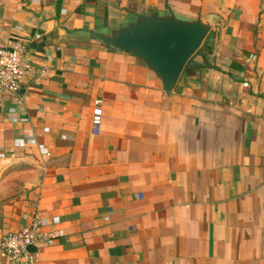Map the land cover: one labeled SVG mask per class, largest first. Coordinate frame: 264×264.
I'll return each mask as SVG.
<instances>
[{"label":"crops","instance_id":"crops-1","mask_svg":"<svg viewBox=\"0 0 264 264\" xmlns=\"http://www.w3.org/2000/svg\"><path fill=\"white\" fill-rule=\"evenodd\" d=\"M151 10L213 22L210 52L191 57L170 96L141 60L92 38ZM0 28L48 68L23 87L24 121L0 102V242L38 209L62 237L35 264H264L258 0H0ZM40 130L37 146H21ZM0 264L13 263L0 251Z\"/></svg>","mask_w":264,"mask_h":264},{"label":"built area","instance_id":"built-area-1","mask_svg":"<svg viewBox=\"0 0 264 264\" xmlns=\"http://www.w3.org/2000/svg\"><path fill=\"white\" fill-rule=\"evenodd\" d=\"M46 28V26H44ZM13 31H20V26H14ZM4 30L0 28V102L12 101L17 118L12 122L24 121L25 107L22 90L26 83L31 82L36 76L39 78L37 84H42L48 76V68L34 69L26 59L27 46L22 40L13 39L4 42ZM251 63L256 62L255 55L248 57ZM254 67V66H253ZM74 66H68L69 71H74ZM254 73L245 74L242 86L247 88L249 83L256 80ZM102 104L101 99L95 100L92 108L91 126L92 134L99 135L102 128ZM47 130H40L36 134L25 132L19 139L21 146H37V136L43 135ZM39 154L49 159L53 158L54 152L47 147H39ZM21 226L8 232L0 242V251L13 264H35L38 250L42 247H51L57 244L62 237L58 219L52 214L34 209L28 215H22Z\"/></svg>","mask_w":264,"mask_h":264},{"label":"water","instance_id":"water-1","mask_svg":"<svg viewBox=\"0 0 264 264\" xmlns=\"http://www.w3.org/2000/svg\"><path fill=\"white\" fill-rule=\"evenodd\" d=\"M210 18L182 19L156 10L132 16L118 26L93 33L110 52L138 58L170 96L186 63L212 27Z\"/></svg>","mask_w":264,"mask_h":264},{"label":"trees","instance_id":"trees-1","mask_svg":"<svg viewBox=\"0 0 264 264\" xmlns=\"http://www.w3.org/2000/svg\"><path fill=\"white\" fill-rule=\"evenodd\" d=\"M209 39H210V33H209V34L207 35V37L204 39V41L202 42L200 48L197 50V52H196L194 55H196L198 52H200V50H201L202 48H204V47L207 48V52H210V47L208 48V41H209ZM191 59H192V58H190V59L188 60V62H190Z\"/></svg>","mask_w":264,"mask_h":264},{"label":"rangeland","instance_id":"rangeland-1","mask_svg":"<svg viewBox=\"0 0 264 264\" xmlns=\"http://www.w3.org/2000/svg\"><path fill=\"white\" fill-rule=\"evenodd\" d=\"M259 1V9L262 14H264V0H258ZM202 50V49H201ZM197 55V54H196ZM195 56V55H193Z\"/></svg>","mask_w":264,"mask_h":264}]
</instances>
